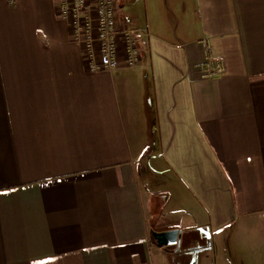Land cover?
I'll return each mask as SVG.
<instances>
[{
  "label": "crops",
  "instance_id": "0c3cea01",
  "mask_svg": "<svg viewBox=\"0 0 264 264\" xmlns=\"http://www.w3.org/2000/svg\"><path fill=\"white\" fill-rule=\"evenodd\" d=\"M118 7L143 60L92 72L56 0H0V264H264V0Z\"/></svg>",
  "mask_w": 264,
  "mask_h": 264
},
{
  "label": "built area",
  "instance_id": "2783aa9c",
  "mask_svg": "<svg viewBox=\"0 0 264 264\" xmlns=\"http://www.w3.org/2000/svg\"><path fill=\"white\" fill-rule=\"evenodd\" d=\"M56 7L90 71H112L122 62L127 67L142 62L138 32L122 22L118 0H56ZM203 68L208 76H218L225 71V63L210 53Z\"/></svg>",
  "mask_w": 264,
  "mask_h": 264
},
{
  "label": "water",
  "instance_id": "95a60500",
  "mask_svg": "<svg viewBox=\"0 0 264 264\" xmlns=\"http://www.w3.org/2000/svg\"><path fill=\"white\" fill-rule=\"evenodd\" d=\"M154 237L158 240V243L160 245H179L181 243V232L179 230H170L161 233H155Z\"/></svg>",
  "mask_w": 264,
  "mask_h": 264
},
{
  "label": "rangeland",
  "instance_id": "374dc122",
  "mask_svg": "<svg viewBox=\"0 0 264 264\" xmlns=\"http://www.w3.org/2000/svg\"><path fill=\"white\" fill-rule=\"evenodd\" d=\"M184 246L186 245V242H183Z\"/></svg>",
  "mask_w": 264,
  "mask_h": 264
}]
</instances>
